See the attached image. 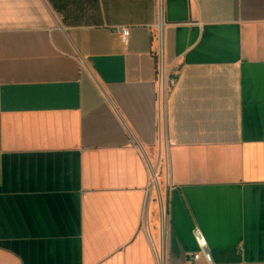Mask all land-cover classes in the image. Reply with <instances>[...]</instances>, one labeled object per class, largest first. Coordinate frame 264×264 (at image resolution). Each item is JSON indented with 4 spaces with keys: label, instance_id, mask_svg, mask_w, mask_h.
<instances>
[{
    "label": "crops",
    "instance_id": "obj_1",
    "mask_svg": "<svg viewBox=\"0 0 264 264\" xmlns=\"http://www.w3.org/2000/svg\"><path fill=\"white\" fill-rule=\"evenodd\" d=\"M196 228L264 264V0H0V264H193Z\"/></svg>",
    "mask_w": 264,
    "mask_h": 264
},
{
    "label": "built area",
    "instance_id": "obj_2",
    "mask_svg": "<svg viewBox=\"0 0 264 264\" xmlns=\"http://www.w3.org/2000/svg\"><path fill=\"white\" fill-rule=\"evenodd\" d=\"M161 21V20H160ZM160 21L158 22V31H157V44L155 49V58H156V72H157V83L159 88V97L166 99L171 92V89L177 83V74L173 73L167 65L165 58V43L163 37V31L160 28ZM122 38L125 41L129 34L128 28L121 29ZM156 175H154L155 177ZM157 177V176H156ZM157 179H153L156 181ZM151 184V183H150ZM194 239L198 245L199 251L191 255V260L193 264L201 258L204 257L205 264H215L213 257L209 251L207 239L204 233L199 229H194L193 232ZM160 264H166L164 256H160Z\"/></svg>",
    "mask_w": 264,
    "mask_h": 264
},
{
    "label": "rangeland",
    "instance_id": "obj_3",
    "mask_svg": "<svg viewBox=\"0 0 264 264\" xmlns=\"http://www.w3.org/2000/svg\"><path fill=\"white\" fill-rule=\"evenodd\" d=\"M157 179L156 181H158V178L155 176L154 177V173H152V178H151V186H150V188L152 189H154V187H155V189H157L158 191H159V193L160 194H158V196L156 197V199H155V202L157 203L158 202V204H160V206H161V215H162V230H164V227L166 226V221H167V201H166V198H165V195H166V193H165V186H163V185H157L158 184V182L156 183V181H153V179Z\"/></svg>",
    "mask_w": 264,
    "mask_h": 264
},
{
    "label": "bare ground",
    "instance_id": "obj_4",
    "mask_svg": "<svg viewBox=\"0 0 264 264\" xmlns=\"http://www.w3.org/2000/svg\"><path fill=\"white\" fill-rule=\"evenodd\" d=\"M162 6H163V5H162V3H161V12H162ZM160 28H161V30L163 31V23H162V22L160 23ZM156 183H157V181H156Z\"/></svg>",
    "mask_w": 264,
    "mask_h": 264
}]
</instances>
